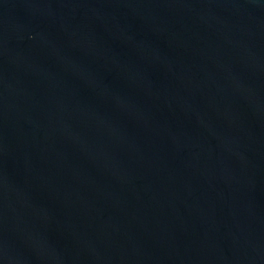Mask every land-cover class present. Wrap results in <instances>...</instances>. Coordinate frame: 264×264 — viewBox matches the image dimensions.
Masks as SVG:
<instances>
[{
	"label": "water",
	"instance_id": "obj_1",
	"mask_svg": "<svg viewBox=\"0 0 264 264\" xmlns=\"http://www.w3.org/2000/svg\"><path fill=\"white\" fill-rule=\"evenodd\" d=\"M0 264H264V0H0Z\"/></svg>",
	"mask_w": 264,
	"mask_h": 264
}]
</instances>
